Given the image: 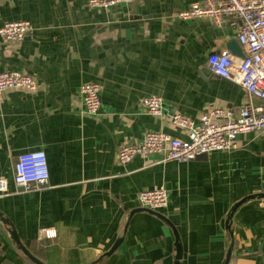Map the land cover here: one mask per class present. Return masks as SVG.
Listing matches in <instances>:
<instances>
[{"label": "crops", "instance_id": "0c3cea01", "mask_svg": "<svg viewBox=\"0 0 264 264\" xmlns=\"http://www.w3.org/2000/svg\"><path fill=\"white\" fill-rule=\"evenodd\" d=\"M206 0H133L91 7L87 0H0V26L25 20L34 31L23 40L0 37V72L18 70L38 80L34 90L11 88L0 101V176L10 191L0 198L22 242L47 264H175L172 228L141 207V191L164 186L169 204L158 210L179 232L181 264H264V132L238 135L237 149L189 161L163 154L118 160L125 142L147 131L187 138L171 114L199 122L214 108L238 110L245 89L213 74L207 59L237 40L230 22L180 20L179 10ZM238 41V40H237ZM231 51V50H230ZM234 55L240 56L234 53ZM100 85L101 112L84 114L80 87ZM163 98L162 115L148 113L142 97ZM252 105H264L253 98ZM42 150L49 181L17 190L15 165L22 153ZM54 228L55 237L43 229ZM0 264H35L0 220Z\"/></svg>", "mask_w": 264, "mask_h": 264}, {"label": "built area", "instance_id": "2783aa9c", "mask_svg": "<svg viewBox=\"0 0 264 264\" xmlns=\"http://www.w3.org/2000/svg\"><path fill=\"white\" fill-rule=\"evenodd\" d=\"M133 0H87L91 7L111 8L129 4ZM180 20L210 19L216 27L228 21L236 29L237 40L244 56L234 55L230 50L209 54V70L222 78L241 85L249 100L234 109L214 108L204 113L199 122L182 113L171 114L172 123L187 132V138L175 137L164 132L147 131L140 142H125L117 152L121 163H128L138 155L163 154L164 160L189 161L213 151L237 149L238 135L246 132H264V105L254 106L253 98L264 101V0H206L196 2L179 10ZM34 31L32 23L25 20L9 21L0 26L4 40L20 41ZM38 80L18 70L0 72V101L11 88L34 90ZM100 85L85 82L80 87L84 114L97 116L101 112ZM144 109L154 115H162L163 98L149 94L141 99ZM47 155L42 150L22 153L15 165L14 186L17 190H31L49 181ZM9 182L0 176V198L10 191ZM141 207L160 210L168 206L169 193L164 186L143 190L138 195ZM47 238L55 237L54 228L43 229Z\"/></svg>", "mask_w": 264, "mask_h": 264}, {"label": "water", "instance_id": "95a60500", "mask_svg": "<svg viewBox=\"0 0 264 264\" xmlns=\"http://www.w3.org/2000/svg\"><path fill=\"white\" fill-rule=\"evenodd\" d=\"M228 47L231 51H233L236 54H239L241 56H244V52L243 49L241 47V45L239 44V42L235 39H232L231 41H229L228 43ZM207 154H202L199 155L196 158H200V157H204ZM255 197H264V193H258V194H253V195H249L246 196L244 198H242L240 201L236 202L227 217V221H226V228L227 230L232 234V217L233 214L235 212V210L245 201L251 199V198H255ZM138 211H146L149 212L153 215H156L157 217H159L161 220H163L165 223H167L173 230L174 233V237H175V250H176V255H175V264H181L182 258H183V245H182V241H181V237L179 235L178 230L176 229V227L173 225V223H171V221L161 212H159L158 210H153L151 208L148 207H139L136 208L134 210L131 211L130 217ZM0 220L7 225L9 233L11 235V238L13 239V241L17 244V247L23 252V254L28 257L33 263L35 264H47L44 261H42L40 258H38L36 255H34L30 249L22 242L16 228L14 227V225L12 224V222L9 220V218H7L3 212L0 211ZM124 238L120 237L118 238L115 243L113 244V246L109 249V251L105 252L104 254H102L93 264H99V262L105 257V256H110L113 252H115V250L121 245V243L123 242ZM230 247L227 250L226 253V257H225V261L223 264H229L231 258H232V251H233V240H231L230 242Z\"/></svg>", "mask_w": 264, "mask_h": 264}]
</instances>
